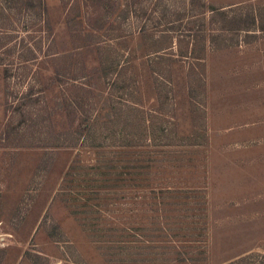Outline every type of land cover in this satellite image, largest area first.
<instances>
[{
	"label": "rangeland",
	"instance_id": "374dc122",
	"mask_svg": "<svg viewBox=\"0 0 264 264\" xmlns=\"http://www.w3.org/2000/svg\"><path fill=\"white\" fill-rule=\"evenodd\" d=\"M84 1L0 0V138L8 115L1 107L4 94L22 92L33 74L48 79L56 67L62 77L72 78L77 68L83 77L95 66L96 45L114 44L120 63L143 56L129 70L140 81L141 116H155L157 125L170 121L178 137H186L182 146L142 143L139 149L143 158L153 151L155 165L162 160L169 167L158 169L154 182L164 180L185 192L168 200L165 216L177 251L184 253L185 264H264V32L237 31L251 22L253 9H264V0H202L203 6L223 7L225 14H216L213 24L207 9L196 3L194 14L205 15L198 25L202 32L193 35L182 15L189 0H111L113 10L99 17ZM175 13L182 15L180 21ZM261 17L264 22V13ZM143 28L163 30L165 37H145ZM170 45L149 55L173 58L154 65V77L162 83L169 79L173 88L158 114L145 61L148 52ZM163 89L165 95L169 89ZM39 139L44 145L0 148V264H107L108 243L87 234L89 208L69 202L83 186L62 189L73 161L88 163L95 155L79 145L48 144L44 133ZM70 175L74 178L73 170ZM149 229L137 232L144 239L140 248L120 241L124 248L113 251L114 257L152 259L146 255ZM154 253L162 259L159 250ZM165 258L158 264L180 263L169 262L170 254Z\"/></svg>",
	"mask_w": 264,
	"mask_h": 264
},
{
	"label": "trees",
	"instance_id": "16d2710c",
	"mask_svg": "<svg viewBox=\"0 0 264 264\" xmlns=\"http://www.w3.org/2000/svg\"><path fill=\"white\" fill-rule=\"evenodd\" d=\"M189 2V9L182 13L186 15L190 27L188 34L200 32L198 25L205 15L203 11L194 14L197 12L194 11L196 3L201 2L202 8L207 9L213 24H216L214 18L216 14L221 12L225 14L223 7L203 6L202 0ZM84 5L86 9L90 7L89 12L98 17L109 8L112 10L114 8L111 0H90L89 3L85 0ZM263 10L253 9L250 13L251 22H244L237 31L245 35L256 31L264 32L261 17ZM230 11L229 9L226 13ZM151 12L152 10L149 14ZM171 15H175L176 22L180 21L182 16L178 13ZM246 18L247 15L244 14L243 21ZM150 30L143 28L141 30L143 36L154 37L156 40L165 37L163 30L149 33ZM113 45L105 44L101 47L96 45V48L89 46L97 57L94 58L95 66L87 70L83 77L78 75L75 68V75H72V78H64L54 67L48 79H42L38 73L33 74V79L25 84L22 92H6L1 107L8 115L0 138L5 144L0 145V148L42 146L44 143L39 138L44 133L50 142L48 144L66 147L79 145L90 149L95 157L88 163H82L78 159L73 161L64 175L62 189H67L71 183L83 186V191L74 197L71 196L69 202L72 205H79L84 210L89 208L87 212L91 216V229L87 230V234L97 241L108 243V248L112 251L105 249L107 253H104V257L107 264H158L162 261L167 262L165 258L167 254L168 256L170 254L169 262L172 260L185 264L187 260L182 258L183 252L177 251V239L174 240L176 236H172L173 230L168 218L165 217L169 213V210H166L169 206L168 200L185 192L181 191V188L173 189L174 187L164 180L154 182L152 178L154 173L159 171L158 169L168 170L169 167L162 160L161 167L155 165V160L149 156L153 151L148 157L145 154L146 157L143 158V152L139 149L142 143L154 148L182 146L186 137H178L176 126L173 127L170 121L160 120L157 125L155 116L150 115L148 119L141 116V101L137 89L140 81L138 76H131L129 70L133 69L134 60L143 56H133V59L130 57L120 63L116 60V55H113L117 49ZM171 47V45L156 47L148 52L147 56ZM84 48L85 51L88 50V47ZM154 56L155 58L147 57L145 62L149 65L151 87L158 105L154 112L162 114L165 102L171 101L168 94L173 92V88L169 79L167 83L165 81L162 83L154 77V65H157V60H161L162 57L169 56L167 57L169 61L173 58L171 53ZM81 67L87 69L85 64ZM8 79L9 76L3 80ZM5 83L7 88V82ZM163 88L169 89L165 95ZM168 114L171 116L170 119L174 118L170 111ZM71 170L74 172V178H71ZM60 194L67 196V193L62 191ZM82 213L85 214L84 211H75V215L80 216ZM147 225L151 235H147L149 239H145L149 245L146 247L149 250L146 255L152 256V259L141 261L139 258H133L125 261L115 258L112 252L122 251L124 248L118 245L120 241L122 244L129 242L136 245L131 248H140L144 239L137 232L142 231ZM97 248L103 250L102 246ZM158 250L162 259L156 257L158 253H154ZM107 256L114 259H107ZM171 256L174 259H171Z\"/></svg>",
	"mask_w": 264,
	"mask_h": 264
}]
</instances>
